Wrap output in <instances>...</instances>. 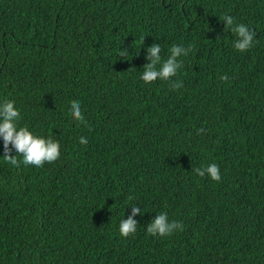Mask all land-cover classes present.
Masks as SVG:
<instances>
[{
  "label": "trees",
  "instance_id": "obj_1",
  "mask_svg": "<svg viewBox=\"0 0 264 264\" xmlns=\"http://www.w3.org/2000/svg\"><path fill=\"white\" fill-rule=\"evenodd\" d=\"M224 14L253 47H233ZM153 43L162 59L193 46L182 88L141 79ZM5 99L60 156L13 149L15 167L0 137V264H264V0H0ZM211 163L220 181L193 171ZM161 212L183 230L149 234Z\"/></svg>",
  "mask_w": 264,
  "mask_h": 264
},
{
  "label": "clouds",
  "instance_id": "obj_2",
  "mask_svg": "<svg viewBox=\"0 0 264 264\" xmlns=\"http://www.w3.org/2000/svg\"><path fill=\"white\" fill-rule=\"evenodd\" d=\"M225 22V28H229L235 35L236 39L233 47L241 52L249 50L254 45L255 31L250 29L244 23L236 24L234 18L229 14H224L220 17ZM144 38L141 40L144 43ZM193 51V46L189 44L187 47L183 45H173L170 48V54L166 59H162V47L158 43H153L147 49L146 59L149 61L143 66V73L141 79L145 83H151L160 80L169 81L172 90H178L183 87L182 81H172V77L176 76L178 70L181 69L183 61L179 59L182 56H187L189 52ZM126 49H122L119 56H127ZM222 80L227 81L228 76L222 75ZM71 115L72 117L85 124L87 121L82 113L79 102L73 100L71 102ZM21 119L20 111L15 107V102L5 99L0 102V137L3 138L5 160L12 166L19 167L20 161L16 156H12L13 149L23 157L25 165H34L42 167L45 162L52 163L60 156V143L53 140L51 137L44 138L35 135L29 130L27 126L18 127V122ZM204 129H198L197 134L203 132ZM81 144H87V138L81 136L79 138ZM193 171L201 177L205 174L210 176L215 181L221 180V173L219 165L211 163L204 168H194ZM129 200H133L132 195L128 196ZM131 215L127 219H122L119 224V231L123 237H128L130 234L136 232L138 221L134 218L141 214V209L132 204ZM182 222L172 220L169 221L168 215L165 212L158 213L154 219L147 225V232L153 236L170 235L177 230H183Z\"/></svg>",
  "mask_w": 264,
  "mask_h": 264
}]
</instances>
